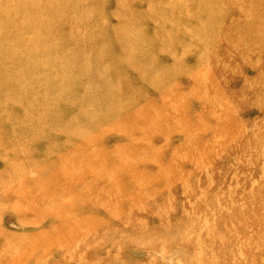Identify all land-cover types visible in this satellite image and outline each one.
Instances as JSON below:
<instances>
[{
    "label": "rangeland",
    "instance_id": "obj_1",
    "mask_svg": "<svg viewBox=\"0 0 264 264\" xmlns=\"http://www.w3.org/2000/svg\"><path fill=\"white\" fill-rule=\"evenodd\" d=\"M16 1L0 50L52 99L0 100V264H264V0Z\"/></svg>",
    "mask_w": 264,
    "mask_h": 264
},
{
    "label": "bare ground",
    "instance_id": "obj_2",
    "mask_svg": "<svg viewBox=\"0 0 264 264\" xmlns=\"http://www.w3.org/2000/svg\"><path fill=\"white\" fill-rule=\"evenodd\" d=\"M18 1V0H17ZM16 1V2H17ZM42 0H22V5H28V8L30 10H33L35 12L36 16V20L39 19L40 24L42 23V20L44 21H48V14H52L51 10H48V8H43V7H47L46 6H42L41 2ZM74 2H80V0H73ZM53 9L56 10V7L58 8L59 11L61 10H67L66 11V16L65 19L63 21L60 22H64L66 23V21H70L72 18H74L75 20V16L74 13H72V10H69L70 8H68L67 5V1L64 0H53ZM71 7V6H70ZM50 8V7H49ZM55 11H53L54 13ZM129 22V21H128ZM8 29H11L13 27V25L10 23V19L9 22L7 24ZM19 25H16V28H18ZM134 32V31H133ZM5 35V34H3ZM28 46V44H27ZM133 49V50H132ZM26 50H28V47L26 48ZM121 54H124V60L127 63V65L129 66V68L131 69H136L137 71L142 72L143 75L148 76V73L146 72V64L145 62L147 61V59H145L146 56H142L138 51V49L135 48H130L126 49V50H122L120 49ZM0 55H2L0 57V92L4 93V96H0V100L1 102H8L10 99L13 100V103L17 102V105H20L22 102H29L30 103V98H32L33 100V104H40V102L44 101L45 99H52L51 96L49 95V92L45 94L46 90L49 89L48 85L50 83L49 80L47 79H41L38 77V74L40 72V70L42 69L41 65H39L40 63H43L44 61H38L35 62L31 65H27V59L26 57H21V55H17V54H12V55H5L3 56V50H0ZM32 53L30 54L31 57ZM139 56L141 58H139ZM37 57V56H36ZM139 58L142 63L144 62V64L142 65L137 59ZM53 64H55L54 62H52ZM11 65V67H10ZM27 66H32L33 69L31 67H26ZM14 68V70L12 69ZM17 71V72H16ZM29 71L31 73H29ZM107 72L109 73V71L107 70ZM86 77L83 76V79H85ZM62 84H66L65 80H59ZM107 85L105 83H103V87L94 92L95 94L93 95L92 98H90L88 100V104L93 106V107H98L99 108H104V107H109L111 105H115V101L116 98H114V96H116V94L118 93L116 88L117 87H106ZM64 88H67L65 86H61ZM28 89V90H27ZM68 89V88H67ZM50 90V89H49ZM48 90V91H49ZM90 90V88H86L85 92H88ZM45 91V92H43ZM61 92L57 97H56V101H58V97H63L64 96V92L63 91H59ZM104 93L106 94V96L104 95ZM105 97H104V96ZM90 97V96H89ZM54 98V96H53ZM27 99V101H26ZM117 105V104H116ZM31 106V105H30ZM34 109L35 106H33ZM34 117L35 120H37L38 116L36 114V111L34 113ZM14 118H5L2 117L1 123L6 122V121H11ZM32 119V118H31ZM0 123V124H1ZM32 123V127L30 129H27L25 131L21 130L20 132H22V134L26 135L27 131L30 130L31 131V136L29 137H35L36 134H34V130L39 128V125H36L34 122ZM137 126V125H136ZM14 128V127H13ZM12 141H16V138H13ZM50 141L47 142V146H49ZM62 148L58 147L57 149H55V151H60ZM53 150V149H51ZM50 150V151H51ZM49 151V152H50ZM17 153V152H15ZM14 154V159L13 161L15 163H18L17 159H19L17 155ZM12 154V155H13ZM20 155V154H19ZM59 161H63L62 158H58ZM19 166H13L11 170H17V169H21L22 166H20L21 164H18ZM3 181V176L0 177V182ZM9 193L7 191H3L2 193H0V198L7 196Z\"/></svg>",
    "mask_w": 264,
    "mask_h": 264
}]
</instances>
